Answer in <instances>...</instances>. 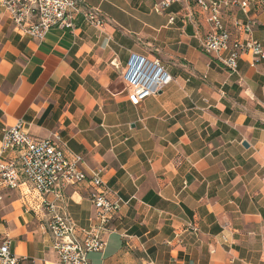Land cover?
<instances>
[{"label": "crops", "instance_id": "obj_1", "mask_svg": "<svg viewBox=\"0 0 264 264\" xmlns=\"http://www.w3.org/2000/svg\"><path fill=\"white\" fill-rule=\"evenodd\" d=\"M79 1L108 19L102 34L54 27L35 41L0 8V130L22 121L35 139L60 137L125 202L89 264H264V60L243 56L232 74L205 54L211 26L193 4L157 14L162 0ZM221 18L241 39L235 23H251L264 46V8ZM131 53L159 59L172 77L138 107L119 78ZM91 192L84 182L46 199L88 229ZM1 197L0 243L23 264H57L36 194Z\"/></svg>", "mask_w": 264, "mask_h": 264}, {"label": "built area", "instance_id": "obj_2", "mask_svg": "<svg viewBox=\"0 0 264 264\" xmlns=\"http://www.w3.org/2000/svg\"><path fill=\"white\" fill-rule=\"evenodd\" d=\"M175 3L193 4L207 14L211 28L201 41V50L230 73H237L243 56L252 59L251 66L264 60V46L251 37V23H235L237 33L245 36L241 39L226 29L221 18L222 11L229 7H237L245 14L250 6L262 9L264 0H162L153 11L163 13ZM0 8L8 13L21 37L39 42L54 27L73 32L85 25L102 34L108 24V19L97 8L79 0H0ZM173 20L170 18L169 22ZM119 78L127 101L133 107L158 95L172 82L159 59L134 53L120 69ZM23 126V122L18 121L0 130V201L3 192L19 191L21 187L35 193L42 208L49 213L45 229L57 264H89L88 255L102 251L105 245L102 235L125 202L102 182L100 172L85 173L83 157L72 153L60 137L35 139ZM84 182L92 187L89 198L94 207L88 229L78 228L66 213L57 211L56 205L46 199L54 195L56 200H61L67 188ZM24 260L13 254L9 240L0 243V264H23ZM229 264H233V260Z\"/></svg>", "mask_w": 264, "mask_h": 264}, {"label": "water", "instance_id": "obj_3", "mask_svg": "<svg viewBox=\"0 0 264 264\" xmlns=\"http://www.w3.org/2000/svg\"><path fill=\"white\" fill-rule=\"evenodd\" d=\"M242 146H243L244 148H248V144H247L246 142H243V143H242Z\"/></svg>", "mask_w": 264, "mask_h": 264}]
</instances>
